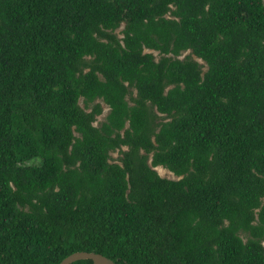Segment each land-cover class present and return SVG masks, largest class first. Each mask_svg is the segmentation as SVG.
Here are the masks:
<instances>
[{"label": "trees", "instance_id": "trees-1", "mask_svg": "<svg viewBox=\"0 0 264 264\" xmlns=\"http://www.w3.org/2000/svg\"><path fill=\"white\" fill-rule=\"evenodd\" d=\"M263 240L264 0H0V264H264Z\"/></svg>", "mask_w": 264, "mask_h": 264}, {"label": "rangeland", "instance_id": "rangeland-1", "mask_svg": "<svg viewBox=\"0 0 264 264\" xmlns=\"http://www.w3.org/2000/svg\"><path fill=\"white\" fill-rule=\"evenodd\" d=\"M123 24L121 23L119 25L118 28L115 29V33L120 36V29L122 28ZM186 52L181 53L180 57L185 55ZM197 61L201 62L199 59H196ZM100 103L101 106V113L99 115L96 116V119L94 121V125H98V123L100 121H102L104 119V115L107 113L108 107L100 100H96ZM78 103L80 106L84 107L83 101L81 100V98L78 100ZM88 110V109H86ZM119 155L118 151H112L110 152V156L112 158V160L116 161L117 156ZM154 170L156 171V173L161 176V177H165V178H169V179H175L177 177H175L173 175V173H171L170 171H168L166 168L162 167V166H155L153 167ZM262 245L264 246V240L262 241Z\"/></svg>", "mask_w": 264, "mask_h": 264}, {"label": "water", "instance_id": "water-1", "mask_svg": "<svg viewBox=\"0 0 264 264\" xmlns=\"http://www.w3.org/2000/svg\"><path fill=\"white\" fill-rule=\"evenodd\" d=\"M81 259H90L91 264H115V262H113L111 259L92 251L72 252L61 259L58 264H70L73 261Z\"/></svg>", "mask_w": 264, "mask_h": 264}]
</instances>
